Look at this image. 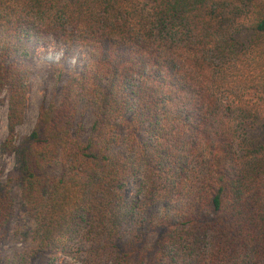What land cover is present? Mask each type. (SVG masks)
Returning <instances> with one entry per match:
<instances>
[{
    "label": "trees",
    "instance_id": "trees-1",
    "mask_svg": "<svg viewBox=\"0 0 264 264\" xmlns=\"http://www.w3.org/2000/svg\"><path fill=\"white\" fill-rule=\"evenodd\" d=\"M242 8L247 44L230 29ZM49 37L89 56L17 143L29 43ZM3 94L0 151L16 156L39 251L78 243L81 264H264V139L253 136L264 132V2L0 0V105ZM11 210L6 185L0 227Z\"/></svg>",
    "mask_w": 264,
    "mask_h": 264
},
{
    "label": "rangeland",
    "instance_id": "rangeland-1",
    "mask_svg": "<svg viewBox=\"0 0 264 264\" xmlns=\"http://www.w3.org/2000/svg\"><path fill=\"white\" fill-rule=\"evenodd\" d=\"M264 2V0H257ZM232 18L231 34L238 43L247 44L245 29L247 28L246 12ZM244 18V19H241ZM235 35V36H234ZM30 51L25 64L31 73L29 79V92L24 123L17 127L15 141L28 135L36 123L38 109L42 104L51 101L59 102L62 84L71 72L81 69L89 56V48L74 47L66 49L58 39L49 37L41 40H31ZM64 74L58 77V70ZM5 103L0 105V145L7 137V105L6 95H2ZM93 118V111L86 110L76 118V125H80L83 132H87ZM256 140L264 139V132L255 131ZM259 144V142H257ZM17 160L14 154H3L0 151V187L4 191L6 185L10 187L12 210L9 221L0 227V264H81L78 255V243L73 244L71 250L53 249L39 251L32 237L34 224L25 211V204L20 195V188L16 177ZM139 183L130 178L124 187L123 194L128 203L132 202L138 194ZM127 237L125 235L118 242L124 248Z\"/></svg>",
    "mask_w": 264,
    "mask_h": 264
}]
</instances>
